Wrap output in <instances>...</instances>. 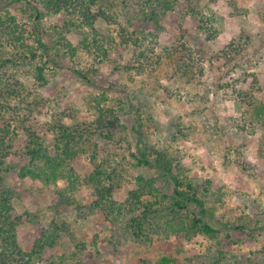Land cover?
Listing matches in <instances>:
<instances>
[{
  "label": "rangeland",
  "instance_id": "1",
  "mask_svg": "<svg viewBox=\"0 0 264 264\" xmlns=\"http://www.w3.org/2000/svg\"><path fill=\"white\" fill-rule=\"evenodd\" d=\"M191 1L208 21L206 26L210 29L201 32L197 17L174 11L163 18V30L157 39L159 46H170L178 38L181 30L176 28L180 26L186 29L187 46L206 51L204 74L197 75L194 84L181 85L176 94L167 95L162 89L167 83L165 63L152 75L125 69L130 51L125 52L123 60L115 51L100 62L94 55L74 58L76 67L99 70L98 76H93L94 86L85 84L67 68L49 63L43 70L45 80L39 82L33 72L41 61L36 58L31 62L21 55H12V63L8 62L0 71L13 73L22 87L31 88L42 99L40 110L32 115V123L46 129L42 133L49 148L54 140L48 131L54 122L74 129L94 120L97 105L108 104L122 110L120 122L124 128L114 131L113 140L93 139L94 145H83L85 152L80 151L73 158L74 170L81 178L97 164L115 169L117 189L112 196L116 203L125 202L126 192L134 188L137 175H149L145 167L136 164L134 156L149 142L157 148H167L180 159L184 174L200 186L198 193L206 202L210 224L241 228L222 229L214 237L199 232L186 236L178 224L180 219L175 220L174 229L163 227L164 219H160L150 234V241L139 239L132 234L128 219L136 214L115 208L114 214L106 219L99 210L90 215L81 214L74 206L55 208L51 186L36 178H20L17 171L28 159L10 154L2 184L15 192L11 202L14 216L20 217L14 226L18 246L27 249L36 230L61 226V230H55L58 236L53 246L42 250L40 264L49 261L53 264H157L164 253L173 257L174 264H264V111L260 110V105L264 107V0ZM7 2L0 0L2 5ZM3 10H9L19 23H26L28 29L32 26L25 3L0 7V12ZM117 15L121 24L127 26L126 12L120 11ZM65 17V12L48 14L41 20L40 27L53 39L63 36L75 45L78 36L66 31ZM140 22L132 21L139 26ZM97 26L102 33L106 31L103 20H99ZM171 27L176 30L175 34ZM231 42L240 53L239 57L232 56L235 61L222 53ZM10 52L13 53L11 49ZM236 61L243 64L246 71L256 74L257 83L253 87L257 89L259 85L262 89L254 94V101L260 102L257 112H251L250 116L255 126L245 130L242 127L245 116H241L240 106L229 92L215 85L234 76L232 67ZM250 83L247 81L245 87ZM126 98L135 105V112L128 101L123 102ZM136 113L141 116L143 132L149 135L147 139L131 129ZM2 115L7 117L9 113ZM173 123L179 124L181 134H176ZM18 133L13 143L21 150L20 145L25 140L22 132ZM153 176L161 193L168 194L166 178ZM57 184L62 187L65 181L60 179ZM74 197L78 203L88 205L93 199V189L84 185ZM141 199L153 200L149 195ZM167 201L162 196L158 198L159 204H167Z\"/></svg>",
  "mask_w": 264,
  "mask_h": 264
},
{
  "label": "trees",
  "instance_id": "2",
  "mask_svg": "<svg viewBox=\"0 0 264 264\" xmlns=\"http://www.w3.org/2000/svg\"><path fill=\"white\" fill-rule=\"evenodd\" d=\"M17 2L27 5V16L32 26L28 29L26 23H19L9 10L0 12V69L7 66L8 62L12 63V55H21L31 62L38 58L41 65H36L33 72L37 81L45 80L43 70L49 63L54 67L67 68L85 84L94 86L96 82L93 76H98L99 70L76 67L74 58L83 54L94 55L100 62L108 59L109 54L115 51L123 60L125 52L130 51V57L125 60L124 65L127 70L152 75L158 66L165 63L167 68L164 75L167 83L162 89L167 95L178 93L180 86L185 83L194 84L196 76L204 74L203 61L206 51L190 44L187 46L189 41L185 36L186 29H181L180 26L176 28L181 30L180 37L178 36L170 46H159L157 41L163 30V18L174 11L197 17L198 29L201 32L210 29L206 26L208 21L196 10V5L191 0H8L5 5L0 4V7L5 8L8 4ZM120 11L128 15L127 26L118 20L117 14ZM61 12L67 15L63 22L66 31L78 36L75 45L63 36L62 39H53L40 27L44 16ZM133 19L140 20V26L133 24ZM99 20L106 24L104 33L97 26ZM141 24L150 27V30H145ZM176 30L171 27L173 34ZM225 48L227 49L222 50L225 58L231 57L232 61H235L232 56H240L232 42ZM232 70L234 76L230 75L227 80L218 81L215 85L219 90L229 92V96L240 106L241 116H245L243 130L254 128L255 120L251 119V112H257L260 105V102L254 101V94L262 89L259 85L257 89L253 87L257 83L256 74L246 71L243 64L233 62ZM90 72H93L92 76L89 75ZM0 73V264H40L42 250L46 246H53L58 236L55 230H61V226L36 230V235L27 249L18 246L14 226L20 217L14 216L11 202L15 192L2 184L3 172L7 171L6 159L10 154L25 156L28 159L17 171L20 178H36L44 185L51 186L55 208L74 206L81 214L90 215L99 210L106 219L114 214L115 208L119 212L136 214L128 219L132 234L139 239L150 241V234L160 219L165 220L163 227L170 229H174L175 220L180 219L178 224L180 223L179 226L186 236L199 232L214 237L222 229L241 228L238 225L229 227L224 224L217 227L210 224L207 220L206 202L198 193L200 186L184 174L185 167L180 159L167 148H157L149 142L134 156L136 164L145 167L150 176L137 175L134 178V188H129L126 192L125 202L116 203L112 196L117 189L114 181L115 169L110 170L105 165L97 164L90 173L81 178L74 170L73 158L76 153L85 152L83 145H94L93 139L113 140L114 131L118 127L124 128L120 122L122 110H116L113 105H97L94 120L86 126L83 125L84 127L78 126L74 129L54 122L48 131L54 140L52 148H49L44 143L42 133L46 129L32 123V115L40 110L42 99L31 88L22 87L13 73ZM247 81L251 82V85L245 87ZM156 86L160 87L158 84ZM127 98L123 102L128 101V106L135 112V105ZM260 110L264 111L262 105ZM3 113H9V116L4 117ZM135 115L131 129L141 138L147 139L149 135L143 132L141 116L139 113ZM172 127L176 134H181L178 123H173ZM18 131L22 132V138L25 140L23 145L19 144L22 146L21 150L13 143L19 134ZM153 174L166 178L168 194L161 193ZM60 179L65 181L62 187L57 184ZM84 185H90L93 189V199L88 205L78 203L74 197L76 191ZM144 195H149L153 200L143 201L141 198ZM160 196L167 198L168 203L159 204ZM226 237H229L228 233ZM47 264L53 263L49 261ZM157 264H174V259L170 254L164 253Z\"/></svg>",
  "mask_w": 264,
  "mask_h": 264
}]
</instances>
